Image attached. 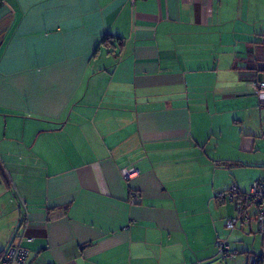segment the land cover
Returning a JSON list of instances; mask_svg holds the SVG:
<instances>
[{
  "label": "crops",
  "instance_id": "0c3cea01",
  "mask_svg": "<svg viewBox=\"0 0 264 264\" xmlns=\"http://www.w3.org/2000/svg\"><path fill=\"white\" fill-rule=\"evenodd\" d=\"M259 79L264 0H0V260L264 264L249 204L262 251L217 245L264 175Z\"/></svg>",
  "mask_w": 264,
  "mask_h": 264
},
{
  "label": "built area",
  "instance_id": "2783aa9c",
  "mask_svg": "<svg viewBox=\"0 0 264 264\" xmlns=\"http://www.w3.org/2000/svg\"><path fill=\"white\" fill-rule=\"evenodd\" d=\"M254 90L261 96H264V79H259L252 83ZM139 170L135 168L122 169L121 175L124 179L128 180L138 175ZM236 186L231 185L229 190L230 197L234 199L236 205L237 215L227 219L226 226L233 228L240 219L248 220L247 216L243 213V204H249L254 207V221L256 224L257 232L264 237V175L255 179L247 193L239 197L237 195ZM228 193V194H229ZM225 192L220 193L219 197H224ZM138 198L136 192H131L130 201L133 203ZM220 253L225 257L229 254L228 243L226 241L217 240ZM28 257V251L23 247L20 242H13L7 248L1 257L0 264H24Z\"/></svg>",
  "mask_w": 264,
  "mask_h": 264
},
{
  "label": "rangeland",
  "instance_id": "374dc122",
  "mask_svg": "<svg viewBox=\"0 0 264 264\" xmlns=\"http://www.w3.org/2000/svg\"><path fill=\"white\" fill-rule=\"evenodd\" d=\"M254 211V208L253 206H249V212L252 214ZM227 214V211L226 210H223L222 213H221V217H222V222H224L226 224L227 222V219L225 220L226 218V215ZM255 223V222H254ZM222 224V223H221ZM255 224H253V228L255 229ZM223 227V226H222ZM238 226L237 224L233 227V228H229V227H226L224 228L223 227V230H224V233L222 234V241H226L228 243V249H229V255H232L235 256V257H238V258H245V251L243 250V247L246 246L247 244L249 243H253L255 242V245H257V247H255V250H261V247L259 246L260 244V241H261V237L260 235L254 231L253 229V232L251 233L252 235V241H249L248 238L245 237V235L243 236L242 234H238L239 232H237V229ZM249 238L251 236L247 235ZM231 248V249H230ZM254 254V253H252ZM227 258V257H225Z\"/></svg>",
  "mask_w": 264,
  "mask_h": 264
},
{
  "label": "trees",
  "instance_id": "16d2710c",
  "mask_svg": "<svg viewBox=\"0 0 264 264\" xmlns=\"http://www.w3.org/2000/svg\"><path fill=\"white\" fill-rule=\"evenodd\" d=\"M107 41H108V39L105 38V39H104V42H107ZM239 197H241V195H239ZM244 208H245V204H243V210H244Z\"/></svg>",
  "mask_w": 264,
  "mask_h": 264
}]
</instances>
